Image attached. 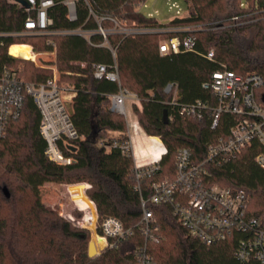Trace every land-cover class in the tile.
Instances as JSON below:
<instances>
[{"label": "trees", "instance_id": "trees-1", "mask_svg": "<svg viewBox=\"0 0 264 264\" xmlns=\"http://www.w3.org/2000/svg\"><path fill=\"white\" fill-rule=\"evenodd\" d=\"M11 1L0 0V76L13 69L26 82H46L54 75L52 69L13 57L8 50L15 44L44 52L55 49L56 59L47 65L56 66L59 85L74 94L71 119L79 139L72 142L75 149L63 148L71 164L50 161L39 130L40 113L26 97L21 116L10 122L0 140V264H138V252L145 246L153 264H264L235 257L243 235L207 247L189 234L168 204L148 203L155 220L149 235L139 225L141 196L153 195V181L175 178L178 151L188 148L196 163L205 160L208 146L227 135L233 119L224 115L213 129L211 111L202 119L183 117L169 103L173 93L166 92L167 86H177L179 103L200 100L216 107V97L203 84L223 65L237 74L255 72L264 78V0H186L187 15L168 23L142 12L147 0H53L48 10L53 25L47 33L28 32L25 8ZM66 1L75 2V20L68 17ZM71 31L75 33H65ZM186 37L196 41L195 52L160 53L163 42ZM210 50L215 61L205 56ZM99 64L109 71L116 65L119 82L96 78ZM121 90L142 103V110L133 109L144 131L153 136L148 141L155 147L154 156L163 150L154 137L167 148L161 170L143 177L142 195L134 175L130 178L131 155L110 148L115 140H127L126 117L111 110L112 96ZM263 95L264 87L257 91L262 105ZM261 151L255 141L232 161L206 169L211 185L243 190L250 213L264 223V170L255 161ZM84 183L90 185L87 191ZM48 199L63 201L59 212L67 217L81 209L83 219L81 212L74 214L80 226L93 228L98 210L99 222L112 216L133 233L90 258L91 231L43 206L52 207ZM93 243L98 253L99 240Z\"/></svg>", "mask_w": 264, "mask_h": 264}, {"label": "built area", "instance_id": "built-area-1", "mask_svg": "<svg viewBox=\"0 0 264 264\" xmlns=\"http://www.w3.org/2000/svg\"><path fill=\"white\" fill-rule=\"evenodd\" d=\"M25 1L28 7L15 0L11 1L24 7L28 14L24 23L25 29L30 33H47L53 25L48 10L54 1ZM65 5L68 8L69 19L75 20V2L66 1ZM99 32L106 37V32L102 28ZM184 51H196V41L192 37L183 40L173 38L160 46L162 55ZM35 56L37 58L36 53ZM205 56L208 60L215 61L213 50L208 51ZM95 77L119 82L117 66L109 71L103 64L96 65ZM203 87L213 92L217 99L216 107H211L208 102L200 100L190 104L179 103L177 86L173 84L166 88L167 93H173L169 103L177 107L183 117L195 116L202 119L206 111H211V116L214 118L213 129L218 126L222 116H231L233 119L227 135L219 137L216 143H211L205 160L199 163L194 161L191 149L182 148L178 151L175 178L153 181L151 183L153 195L150 198L141 196L143 217L139 225L143 232L149 235L155 220L153 213L147 207L148 203L168 204L172 206L173 215L189 234L207 247L226 241L233 234L243 235L235 249V257L245 263H264V223L250 213L246 193L243 190L211 185L209 172L206 169L210 164L232 161L238 153L256 141L262 151L255 161L264 170V105L257 100V91L264 87V78L255 72L237 74L223 65L221 69L212 73L211 79L205 82ZM66 93L71 94L67 96ZM27 96L33 99L40 113L39 130L46 143L45 156L58 165L71 164L72 159L64 154L63 148L73 146L72 142L79 139L71 119V101L74 94L59 85L56 71L46 82L34 83L20 79L17 71L13 69H5L0 76V140L6 135L10 122L21 116ZM134 105L139 110L143 109L140 100L127 91L121 90L112 96L111 110L124 115L127 119V140L123 142L115 140L110 148H119L123 153L131 155L134 166L130 178L134 175L137 181L136 189L142 195L143 177L151 176L161 170L167 148L159 137H154L158 139V144L163 149L160 158L156 159L155 147L151 148L148 141L153 136L148 135L142 128L134 112ZM85 185L87 191L90 185ZM75 210L82 213L81 219H83L84 212L81 209ZM75 210L70 212L69 217L62 213L60 215L75 226L89 229L96 242L104 239L107 243L106 249L114 248L133 233L132 229L125 228L118 218L112 216L104 217L99 222L98 210L93 228L80 226L78 222L81 219L75 217ZM98 248L97 256L106 250L101 251L99 246ZM137 261L138 264H153L146 246L139 250Z\"/></svg>", "mask_w": 264, "mask_h": 264}, {"label": "rangeland", "instance_id": "rangeland-1", "mask_svg": "<svg viewBox=\"0 0 264 264\" xmlns=\"http://www.w3.org/2000/svg\"><path fill=\"white\" fill-rule=\"evenodd\" d=\"M244 3H246V0H242ZM142 12L148 16V17H155L159 22L161 23H168L172 19L177 17H183L187 15L188 13V6L186 0H147L142 6H141ZM32 48L33 46L30 45ZM34 53H36L37 58L35 61L29 60L33 62L37 66L41 67H48L52 69L53 74L55 71L57 72V77H59V72L56 68V66H48L47 64L50 62L55 61L56 59V51L51 52H44V51H36L33 48ZM9 54V52H8ZM10 55V54H9ZM18 58V57H17ZM24 59V58H19ZM28 60V59H26ZM15 69H19L17 67H14ZM64 88L69 89L67 86H62ZM70 90V89H69ZM71 94V93H70ZM70 94L66 93L67 96H70ZM129 102V101H127ZM117 135V134H116ZM86 184V183H84ZM49 203L52 207L49 205H43L46 208L53 210L54 212L60 214L59 207H61V204H63V201L57 200V199H48ZM79 211L75 210L74 214ZM82 215V214H81ZM93 237L91 238V241H93Z\"/></svg>", "mask_w": 264, "mask_h": 264}, {"label": "bare ground", "instance_id": "bare-ground-1", "mask_svg": "<svg viewBox=\"0 0 264 264\" xmlns=\"http://www.w3.org/2000/svg\"><path fill=\"white\" fill-rule=\"evenodd\" d=\"M9 54L14 57L24 58L28 60H34L36 58L31 46L26 44L12 45L9 49Z\"/></svg>", "mask_w": 264, "mask_h": 264}, {"label": "water", "instance_id": "water-1", "mask_svg": "<svg viewBox=\"0 0 264 264\" xmlns=\"http://www.w3.org/2000/svg\"><path fill=\"white\" fill-rule=\"evenodd\" d=\"M20 3H22V4H23L24 6H26V7L29 6L28 3H27L26 1H24V0H23V1H20ZM262 101H263V103H264V95L262 96ZM71 148H72V149H75V148L72 147V146H71ZM161 154H162V152L159 153V154H157L156 159H159ZM4 191H5L6 196L9 197V192H8V190L5 188ZM99 243H100V246H99V247H100V250H101V251H104V250L107 248V243H106V241H105L104 239H99ZM88 255H89L90 258H95V257H97V255H98V253H96V250H95V246H94L93 241H91L90 244H89Z\"/></svg>", "mask_w": 264, "mask_h": 264}, {"label": "crops", "instance_id": "crops-1", "mask_svg": "<svg viewBox=\"0 0 264 264\" xmlns=\"http://www.w3.org/2000/svg\"><path fill=\"white\" fill-rule=\"evenodd\" d=\"M32 48V47H31ZM10 49V48H9ZM8 52H9V50H8ZM34 52V51H33ZM12 56V55H11ZM14 57V56H13Z\"/></svg>", "mask_w": 264, "mask_h": 264}]
</instances>
